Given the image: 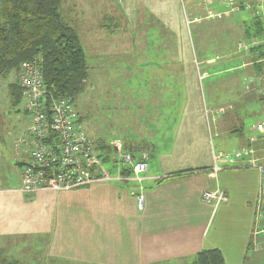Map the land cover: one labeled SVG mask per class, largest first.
I'll return each instance as SVG.
<instances>
[{
	"label": "crops",
	"instance_id": "0c3cea01",
	"mask_svg": "<svg viewBox=\"0 0 264 264\" xmlns=\"http://www.w3.org/2000/svg\"><path fill=\"white\" fill-rule=\"evenodd\" d=\"M117 1L128 23L110 37L126 38L129 44L145 31L153 45L173 47L175 54L169 57L181 63L176 78L185 87L182 118L173 136L153 143L146 137L157 121L146 113L149 130L142 138L154 149L140 183L115 178L72 190L41 189L28 196L21 191L19 174L30 155L26 127L14 132L10 148L0 136V264H194L196 253L207 248H219L225 264H244L248 251L264 250V224L257 209L260 175L239 160L216 158L221 151L216 150L211 127L215 135L238 136L236 145L232 142L235 148L244 145L249 135L260 134L255 126L264 121L246 123L245 115L252 114L253 119L262 115L264 94L245 87V80L264 75V34H258L255 24L260 20L264 30V6L256 18L253 10L241 6L255 0ZM93 3L92 11L101 14L98 18L87 17L91 10L82 0H60V16L72 28L78 20L98 21L107 7H101L102 0ZM107 16L88 27L96 41L108 35L105 21L112 16ZM213 29L224 32L227 40L234 34L233 42L239 44L245 39L249 47L237 52L234 44L225 54L213 51L210 56L203 47L197 53L193 36L203 41L205 32ZM237 55L241 60L235 67L218 64ZM232 69L245 74L243 93L222 106L205 108L201 81ZM170 72L166 77L174 79ZM151 102L159 105L154 98ZM256 104L262 106L259 112ZM214 162L223 169L213 172ZM140 185L144 204L138 210L133 194ZM205 190H221L227 200L204 202Z\"/></svg>",
	"mask_w": 264,
	"mask_h": 264
},
{
	"label": "rangeland",
	"instance_id": "374dc122",
	"mask_svg": "<svg viewBox=\"0 0 264 264\" xmlns=\"http://www.w3.org/2000/svg\"><path fill=\"white\" fill-rule=\"evenodd\" d=\"M82 1L91 10L90 16L87 17L98 18L101 15L92 11L95 8L92 5L94 4L93 0ZM102 3L103 6L101 7L104 10L107 7L102 16L108 17V14L112 16L111 20L107 19L105 21V24L109 27V30L106 31L107 37H102L101 40L96 41V39L90 37V31H88V27L91 25L102 22V16L98 21L84 22L78 20L74 23V28H76L85 51L89 72L84 91L74 98L78 117L82 118L80 120L82 121V129L91 138L105 140L108 143L114 138H120L122 141L146 142L142 138L145 136L142 135L149 130L145 127L146 123L149 122L146 117L150 115V118L155 117L157 127L154 128L152 135L147 136L146 139H150L155 143L158 139L173 136V131L182 118V110L186 103L185 87H183L182 79L180 77L176 78L178 73L181 72V68L178 67V65L181 66V63L176 62L175 57H169L170 54H175L173 47L167 46L165 48L153 45L154 42L150 40V34L145 35V31L141 37L138 35L133 36L131 42L128 39L129 44H126V38L123 41L116 35L110 37V34H120L124 29L122 24L126 21L121 15V7L117 0H102ZM211 23L217 25L214 20ZM125 28L128 31L126 25ZM140 28L139 26L137 29H133L134 33L137 30L140 31ZM217 32L216 29L207 30L203 35V41L197 39L198 37L194 35L193 45L196 52L198 53L200 49L205 47L206 55L210 56L213 51L225 54L226 48H230L234 44L237 52L243 50L244 45L249 47L250 43L245 39L241 41L244 44L241 47L237 41L233 42L234 34H231V37L227 40L228 36H225L224 32ZM225 37L226 39H224ZM160 50H163L162 54ZM240 60L241 57L237 55L232 59H223L218 64H222V67L232 68ZM170 71H173V73ZM168 72L174 79L166 77ZM244 75L241 70L232 69V71H223L219 75L204 78L200 83V89L202 90V100L205 108L212 105L222 106L224 102L236 99L242 94L244 90L241 82ZM16 77L17 75L12 70L8 76H0V136L4 137V141L9 148L12 145L14 132H23L28 125V119L22 108L24 100L14 107H11L9 103L8 85L15 81ZM156 92H158V96L155 98ZM152 98L159 105L155 106V103L151 102ZM261 102H263L264 109V97ZM261 107L260 104H256V112H259ZM255 109H250V112L254 113ZM139 112L142 114L140 120ZM261 113L262 115L255 116L254 119L252 114L248 117L245 115L246 123H256L257 120L264 121V110ZM206 116L208 122H211V126L213 124L212 117L209 114ZM211 131L214 134L213 142L216 144V150L221 151L218 153L231 154L236 150L232 142H236L238 136L220 135V133L215 135L213 127H211ZM261 135V133L257 136L249 135L245 144L239 146H254L253 152L245 156L244 160L246 162L250 157L254 159L264 157V150H262L264 141ZM24 138L26 141L28 140V136ZM234 145L236 144L234 143ZM103 165L110 176L115 178L118 170L113 159L104 160ZM244 264H264V250L248 251Z\"/></svg>",
	"mask_w": 264,
	"mask_h": 264
},
{
	"label": "built area",
	"instance_id": "2783aa9c",
	"mask_svg": "<svg viewBox=\"0 0 264 264\" xmlns=\"http://www.w3.org/2000/svg\"><path fill=\"white\" fill-rule=\"evenodd\" d=\"M242 8L253 10L255 16L263 11L264 0L254 3H242ZM239 5V7H241ZM240 43L239 46H243ZM245 47V45H244ZM42 55L23 61L17 70V84L22 90L23 112L28 119L26 127L30 155L20 168L21 191L25 195H33L41 189L61 191L72 190L94 182H105L116 179L142 181L143 173L148 169V157L154 147L150 142L122 141L114 138L109 141L110 157L118 170L115 178L106 171L103 157L99 156L94 138L80 127L74 98L72 96L53 95L44 85L42 74ZM250 86L264 94V75L245 80V87ZM255 130L260 132L264 141V122H259ZM254 146L238 147L231 154L217 153L216 158L223 160H239L245 166L253 167L259 176L258 218L264 224V157L245 156L252 153ZM264 150V145L262 146ZM223 169L216 162L212 171ZM126 170L128 173L125 174ZM140 185L134 196L137 209H142L144 192ZM201 199L205 202L219 204L227 200L223 191L205 190Z\"/></svg>",
	"mask_w": 264,
	"mask_h": 264
},
{
	"label": "trees",
	"instance_id": "16d2710c",
	"mask_svg": "<svg viewBox=\"0 0 264 264\" xmlns=\"http://www.w3.org/2000/svg\"><path fill=\"white\" fill-rule=\"evenodd\" d=\"M59 4L60 0H0V76H8L11 70L16 74L23 61L41 54L49 92L75 98L86 87L88 65L78 34L60 16ZM261 23L256 19L258 34H264ZM260 70L257 66L256 72ZM8 86L10 106H17L23 100L22 90L17 80ZM95 143L99 156L108 159V142L95 139ZM194 264L225 261L219 248H207L196 253Z\"/></svg>",
	"mask_w": 264,
	"mask_h": 264
}]
</instances>
